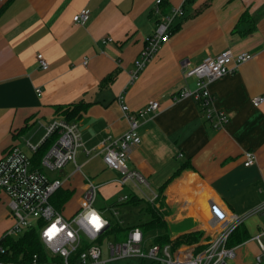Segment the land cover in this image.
I'll return each mask as SVG.
<instances>
[{"label":"crops","instance_id":"obj_1","mask_svg":"<svg viewBox=\"0 0 264 264\" xmlns=\"http://www.w3.org/2000/svg\"><path fill=\"white\" fill-rule=\"evenodd\" d=\"M178 5H183L184 15L175 22V31L130 80L145 38L160 17ZM81 9L90 13L84 24L72 20ZM244 10L253 28L247 31L249 23L244 21L233 30ZM107 37L112 41L103 43ZM225 49L254 55L209 84L214 106L228 115L222 127L214 128L193 98L176 95L183 86L194 87V78L183 75L186 69ZM37 52L48 62L46 70L38 67ZM119 94L131 111L158 101L157 110L140 117L141 141L126 163L146 176L148 197L168 181L164 204L155 199L152 203L163 214L170 238L201 231L199 239L188 244L201 248L206 231L220 227L211 218L210 204L227 212V222L228 213L244 215L264 203V101L252 103L253 97L264 95V0L0 1V158L13 144L39 141L43 124L62 116L59 106L87 103L75 119L85 147L77 156L83 158L69 172L60 171L69 177L62 186L72 190L74 202L67 215L78 209L85 176H96L98 189L118 187L119 173L105 166L97 146L107 135L119 136L127 129ZM245 150L256 156L249 166L243 165ZM129 189L136 194L137 189ZM7 208L0 191L1 237ZM242 223L249 238L241 243L256 241V235L261 240L262 211L247 215ZM161 232L155 229L150 243ZM243 261L233 256L230 264Z\"/></svg>","mask_w":264,"mask_h":264},{"label":"built area","instance_id":"obj_2","mask_svg":"<svg viewBox=\"0 0 264 264\" xmlns=\"http://www.w3.org/2000/svg\"><path fill=\"white\" fill-rule=\"evenodd\" d=\"M159 2L160 0H156L157 4ZM183 15V5H178L160 17L134 60L130 80L138 76L160 45L169 39L175 22ZM89 16L88 9H81L72 16V20L84 24ZM111 41L110 37L102 40L103 43ZM253 55L250 52L233 54L230 49H225L215 56H206L184 71L186 78H194V87L183 86L177 92L176 98H193L200 106L204 118L214 128L222 127L228 121V115L214 106L209 84L224 75L232 74ZM35 58L40 69L48 68V62L41 52H37ZM83 63H86V58ZM35 91L40 93L39 88ZM263 101L264 95L252 98L254 105ZM117 102L127 121V129L119 136L107 135L97 146V151L105 166L119 173L116 179L118 185L137 189L142 197L152 202L157 194L151 192L147 196L146 193L150 190L146 176L138 169L128 167L126 161L130 151L141 141L138 132L140 117L157 110L158 101L149 100L137 111H131L120 94ZM43 128L44 133L39 141L24 140L25 149L13 144L0 158V191L4 194L9 212L14 218L13 225L3 235L18 237L35 227L43 254L33 253L25 263L0 256V264H109L128 257L149 261L150 264H227V260L234 256V248L226 245L230 233L247 215L262 211L264 216L263 203L244 215L228 213L230 219L226 222L227 212L213 206L215 209L210 212L216 218L220 217L214 223L216 226L220 224V227L214 233L206 232L208 236L201 248L185 244L172 249L169 243H146L145 235L138 226L130 227L123 241L107 242L103 248L100 243L104 236L112 234L107 232L112 221L94 206L98 183L85 176L78 209L70 215H64L51 201L53 194L69 177H50L46 171H61L69 162L75 163L80 150L85 149L78 123L57 117L45 122ZM45 142H48L46 149L38 154ZM86 152L89 153V150ZM243 158L244 166H249L256 160L255 153L251 150H245ZM119 198L127 200L128 194ZM92 213L99 218L100 228H96L92 222ZM114 213L117 211L114 210ZM50 230L53 233L51 236L47 234ZM259 236L256 235L255 239L264 257V243ZM3 253L5 249L0 245V254ZM261 254L255 257L253 264H262Z\"/></svg>","mask_w":264,"mask_h":264},{"label":"trees","instance_id":"obj_3","mask_svg":"<svg viewBox=\"0 0 264 264\" xmlns=\"http://www.w3.org/2000/svg\"><path fill=\"white\" fill-rule=\"evenodd\" d=\"M244 21H247L249 23V28L247 31L253 28L254 24L252 22V19L248 14L247 10H244L239 16L238 21L236 22L233 30H236L238 25ZM176 26L177 25L173 26L171 33L175 31ZM113 77H114V73L108 75L105 82L110 81ZM86 107H87V103L78 101L66 106H59L57 109L59 110V114L62 115L61 116L62 118L66 120H75L81 116V114L85 111ZM47 145L48 142H45L41 146L38 154L43 153ZM167 184L168 181L163 183L157 190L155 201L159 202L160 205L164 204L162 192L167 186ZM71 195H72V190L66 189L63 186H61L53 194L51 201L53 205L63 213L64 204L71 198ZM142 200L143 197H140L137 194L131 192L130 194H128V198L125 201L131 202L133 204H138ZM114 205H116V203ZM145 209L149 213L150 217L147 221L137 225L141 229L143 234L145 235L147 232L155 229L162 230L161 233L153 237L152 243H158V244L169 243L171 248L175 249L181 244H191L199 239L201 235V231L182 233L177 235L175 238H170L167 228L168 227L167 222L164 220L163 214L157 209H155L153 203L149 201H146ZM122 229L123 228L119 224L113 223L111 224L107 232L115 233ZM248 238H249V234H247L245 227H243V223L241 222L230 233L228 239L226 240V245L228 247H231L233 245L241 243L243 240ZM0 245L5 249V253L0 254V256L7 260H14L25 263L33 253L43 254V248L38 236V232L35 227L26 230L23 234L19 235L18 237H8L2 235V237L0 238Z\"/></svg>","mask_w":264,"mask_h":264},{"label":"rangeland","instance_id":"obj_4","mask_svg":"<svg viewBox=\"0 0 264 264\" xmlns=\"http://www.w3.org/2000/svg\"><path fill=\"white\" fill-rule=\"evenodd\" d=\"M18 145L20 147L24 148V145L21 141L18 142ZM82 158H83V156H77L76 157L77 162L80 163ZM72 165H73V163L69 162L68 164H66L63 167V169L65 171L69 172L72 168ZM81 169H82V171H84V166H82ZM46 173L50 177L56 176V177L64 178V176H65L60 171H46ZM92 178L97 179L96 176H94ZM112 186L113 185L110 184V185L104 186V187L101 186L98 189L97 195H96V198L94 201V206L97 209L101 210L105 215H107L113 223L118 222L123 227V229L120 231V233H118L116 235L108 234V235L104 236L101 240V243H100L103 248L107 242H121V241H123L125 239V235H126L128 226L136 224V223H143V222L147 221L150 217L149 213L145 209L146 201H148V200H146L143 197L144 199L138 204H133V203L125 201V200H120L119 197H121L123 194H130L132 191L129 189L128 185H125V186L117 185L118 186L117 188L114 186V190H113ZM135 192L138 195L140 194L137 190ZM114 203H116V205H113ZM73 204H74L73 199H69L67 201V203L64 204L63 213L65 215H67L68 210L71 209ZM114 210L117 211V213H114ZM7 211H8V216H7L8 219H6V221L4 222L5 229H4L3 234L14 223V218L11 216L8 208H7ZM206 232L208 233L209 231H206ZM153 233H154V230L149 231L145 234L146 243H150V238L152 237L151 234H153ZM261 240H262V242H264V235L261 236ZM234 253H235L234 256H236L237 259L239 258L241 261L244 260L242 264H248V263H246L247 261H251V260L255 261V257L257 255L261 254V250H260L256 241L249 240V241L241 243L240 245L235 247ZM261 256H262V260H261L262 264H264V257L262 254H261ZM232 258H229L227 260V264H230V260ZM109 264H150V263H149V261H141V260L134 258V257H128V258H124V259H121L118 261H112Z\"/></svg>","mask_w":264,"mask_h":264},{"label":"snow or ice","instance_id":"obj_5","mask_svg":"<svg viewBox=\"0 0 264 264\" xmlns=\"http://www.w3.org/2000/svg\"><path fill=\"white\" fill-rule=\"evenodd\" d=\"M91 218H92V222L95 224L96 228H100L101 227V223L99 222V218L95 215V213L91 214ZM53 228H55V226H53ZM49 236H51L53 233L51 232V230L49 231V233H47Z\"/></svg>","mask_w":264,"mask_h":264},{"label":"water","instance_id":"obj_6","mask_svg":"<svg viewBox=\"0 0 264 264\" xmlns=\"http://www.w3.org/2000/svg\"><path fill=\"white\" fill-rule=\"evenodd\" d=\"M213 206H215V205L210 204V211L213 210V208H214ZM262 214H263V212H262ZM211 218H214L213 221L216 222L220 217L216 218L215 215H211Z\"/></svg>","mask_w":264,"mask_h":264}]
</instances>
